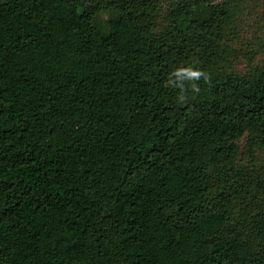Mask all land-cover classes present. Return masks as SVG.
<instances>
[{"label":"trees","instance_id":"16d2710c","mask_svg":"<svg viewBox=\"0 0 264 264\" xmlns=\"http://www.w3.org/2000/svg\"><path fill=\"white\" fill-rule=\"evenodd\" d=\"M240 2L0 0V264H264V160L234 158L264 143V62L224 67ZM187 66L210 80L180 102Z\"/></svg>","mask_w":264,"mask_h":264},{"label":"rangeland","instance_id":"374dc122","mask_svg":"<svg viewBox=\"0 0 264 264\" xmlns=\"http://www.w3.org/2000/svg\"><path fill=\"white\" fill-rule=\"evenodd\" d=\"M241 14L232 27L226 28L224 41V67L232 71L245 70L250 57L255 63L264 62V0H240ZM108 15L101 16V22L106 24ZM257 140L253 151L249 150L248 139L238 142L239 151L234 157L235 162L247 170L261 166L264 160V143ZM261 142L258 145V142Z\"/></svg>","mask_w":264,"mask_h":264},{"label":"clouds","instance_id":"9594fccd","mask_svg":"<svg viewBox=\"0 0 264 264\" xmlns=\"http://www.w3.org/2000/svg\"><path fill=\"white\" fill-rule=\"evenodd\" d=\"M201 79L205 82L210 80L209 75L201 69L192 66L176 68L169 76L168 85L170 87L180 89L179 101L186 102L187 91L190 90L194 93L199 92L198 83ZM186 82L188 86L186 87Z\"/></svg>","mask_w":264,"mask_h":264}]
</instances>
